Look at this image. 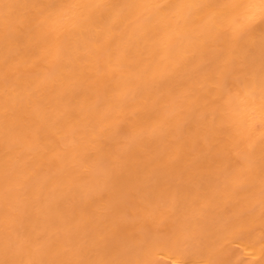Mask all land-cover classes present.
<instances>
[{
  "label": "bare ground",
  "instance_id": "obj_1",
  "mask_svg": "<svg viewBox=\"0 0 264 264\" xmlns=\"http://www.w3.org/2000/svg\"><path fill=\"white\" fill-rule=\"evenodd\" d=\"M0 264H264V0H0Z\"/></svg>",
  "mask_w": 264,
  "mask_h": 264
}]
</instances>
